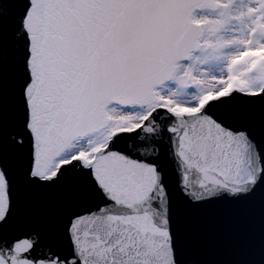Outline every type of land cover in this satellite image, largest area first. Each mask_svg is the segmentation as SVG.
<instances>
[{
  "label": "snow or ice",
  "instance_id": "snow-or-ice-1",
  "mask_svg": "<svg viewBox=\"0 0 264 264\" xmlns=\"http://www.w3.org/2000/svg\"><path fill=\"white\" fill-rule=\"evenodd\" d=\"M0 264H264V0H0Z\"/></svg>",
  "mask_w": 264,
  "mask_h": 264
}]
</instances>
